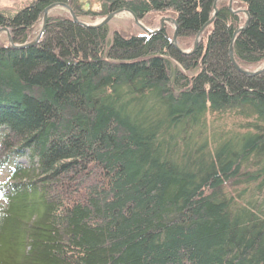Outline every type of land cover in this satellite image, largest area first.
<instances>
[{
    "label": "trees",
    "instance_id": "obj_1",
    "mask_svg": "<svg viewBox=\"0 0 264 264\" xmlns=\"http://www.w3.org/2000/svg\"><path fill=\"white\" fill-rule=\"evenodd\" d=\"M57 2L171 16L179 46L167 25L111 40L69 14L36 46L0 41V264H264V70L229 55L245 15L219 0L195 52L215 0H31L0 28L30 42ZM239 8L234 57L254 71L264 0Z\"/></svg>",
    "mask_w": 264,
    "mask_h": 264
},
{
    "label": "water",
    "instance_id": "obj_2",
    "mask_svg": "<svg viewBox=\"0 0 264 264\" xmlns=\"http://www.w3.org/2000/svg\"><path fill=\"white\" fill-rule=\"evenodd\" d=\"M81 3H85V6L86 8H89V2H87V0H79ZM219 0H215L214 2V5H213V10H214V14H213V17L212 19L199 31V33L197 34L196 36V39L194 41V48L192 50V52H195L197 51L198 49V46H199V43L201 41V35L204 31V29L209 26L213 20H214V17L217 13V3H218ZM57 7H62V8H65L67 11H69L70 13V16L71 18L76 22V23H79V24H82L84 26H88V27H98V26H103L105 24H108L115 16L121 14V13H129L133 16L134 18V22L136 25H138L143 31H145L146 33H157L159 31H161L164 26H165V22H171L175 25V31L173 33V38H172V43L174 46L178 47V44H177V29H178V26H177V22L173 19H170V18H162L161 19V25L159 28L157 29H149L147 28L146 26H144L141 22V20L135 15V13L129 9H118V10H115L113 12H111L110 14L106 15L104 17V19L97 23V24H87L86 22L84 21H81L79 19V17L76 15V13L74 12V10L71 8L70 5L66 4V3H60V2H57V3H53L51 5H49L48 7H46L43 11V25H42V28L39 32V34L37 35V37L30 41V42H26L24 44H15L14 41L12 40L11 38V35H10V31L7 27H1L0 28V33L1 32H6L7 35H8V42H9V46L10 47H13V48H16V49H24V48H28V47H32V46H36L39 41L41 40V38L43 37L44 33H45V29H46V25H47V21H48V15L50 13V11L54 8H57ZM99 8V7H98ZM229 8L232 12H239V13H246L247 14V21L245 22V24L241 27H239L234 35H233V38L231 39V43H230V49H229V55H230V59L233 63V65L243 74H246L248 76H253L257 73H260L264 70V65L257 69V70H254V71H251V70H248V69H244L243 67H241L239 65V63H237V61L235 60V57H234V41L236 40V37L237 35L239 34V32H241L243 29H245L249 23V15H248V12L246 10H238V11H234L233 10V0H229Z\"/></svg>",
    "mask_w": 264,
    "mask_h": 264
},
{
    "label": "rangeland",
    "instance_id": "obj_3",
    "mask_svg": "<svg viewBox=\"0 0 264 264\" xmlns=\"http://www.w3.org/2000/svg\"><path fill=\"white\" fill-rule=\"evenodd\" d=\"M30 1L31 0H0V8L1 9L7 8L8 10L13 11V10H16L17 8H19L20 6L29 3ZM100 1L101 0H87V2H89V5H92V7H91L92 11H99L97 9H98V7H100ZM84 5H85V3H81L82 8ZM50 14L51 15H68L69 12L65 9H62V8H56V9L52 10ZM162 18H170L171 19V16L153 14V15H150L147 19L141 20V22L144 26H146L147 28L152 30V29H157L160 27ZM80 19L86 23H90V24L92 23L93 24V23L98 22V21L100 22L102 20V17L82 16V18L80 17ZM108 24L110 27L109 39H111V40L113 38L114 30L125 32L126 34H135V35L141 34L143 32V30L138 25H136L134 23L133 16L129 13H126V12L119 14L117 17L113 18ZM165 25H167V27H169L170 30L175 29L174 24L171 22H165ZM40 28H41V25H39L38 29H40ZM9 31H10V29H9ZM10 35H11V31H10ZM195 39L193 40V42L190 46H186L184 48L181 47V49L186 51V52H192V50L194 48ZM0 41H2L3 43L9 44L8 35L5 31L0 33ZM177 44H178V40H177ZM178 46H179V44H178ZM20 162L25 163V164L27 163L26 159H24V158L20 159Z\"/></svg>",
    "mask_w": 264,
    "mask_h": 264
},
{
    "label": "crops",
    "instance_id": "obj_4",
    "mask_svg": "<svg viewBox=\"0 0 264 264\" xmlns=\"http://www.w3.org/2000/svg\"><path fill=\"white\" fill-rule=\"evenodd\" d=\"M238 10H245V9H241V8H239V9H237V10H234V11H238ZM247 11V10H246ZM233 13H235V12H233ZM236 13H239V12H236ZM242 14H244L245 15V17H246V20H247V14L246 13H243L242 12Z\"/></svg>",
    "mask_w": 264,
    "mask_h": 264
},
{
    "label": "flooded vegetation",
    "instance_id": "obj_5",
    "mask_svg": "<svg viewBox=\"0 0 264 264\" xmlns=\"http://www.w3.org/2000/svg\"><path fill=\"white\" fill-rule=\"evenodd\" d=\"M91 7H92V5H90V7L86 10V9H83L84 11H89V10H91Z\"/></svg>",
    "mask_w": 264,
    "mask_h": 264
}]
</instances>
